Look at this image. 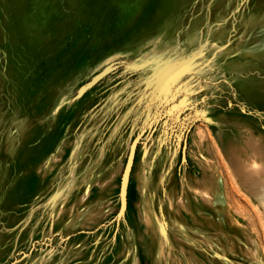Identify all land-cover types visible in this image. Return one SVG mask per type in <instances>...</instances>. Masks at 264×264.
<instances>
[{
  "label": "rangeland",
  "instance_id": "1",
  "mask_svg": "<svg viewBox=\"0 0 264 264\" xmlns=\"http://www.w3.org/2000/svg\"><path fill=\"white\" fill-rule=\"evenodd\" d=\"M0 264H264V0H0Z\"/></svg>",
  "mask_w": 264,
  "mask_h": 264
},
{
  "label": "water",
  "instance_id": "2",
  "mask_svg": "<svg viewBox=\"0 0 264 264\" xmlns=\"http://www.w3.org/2000/svg\"><path fill=\"white\" fill-rule=\"evenodd\" d=\"M94 81H96V80H94ZM92 84H93V83H91L89 86H91ZM89 86H88V87H89ZM88 87H87V88H88ZM85 89H86V88H84V89L81 91V93H82ZM122 189H123V188H122Z\"/></svg>",
  "mask_w": 264,
  "mask_h": 264
},
{
  "label": "bare ground",
  "instance_id": "3",
  "mask_svg": "<svg viewBox=\"0 0 264 264\" xmlns=\"http://www.w3.org/2000/svg\"><path fill=\"white\" fill-rule=\"evenodd\" d=\"M253 136V135H252ZM262 162V161H261ZM260 164V163H259ZM257 168V167H256ZM262 168H263V166H262ZM258 169V168H257ZM124 172V171H123ZM125 181H126V178H125ZM125 185H126V183H124V187H125Z\"/></svg>",
  "mask_w": 264,
  "mask_h": 264
}]
</instances>
